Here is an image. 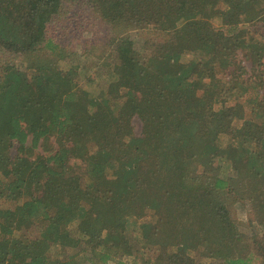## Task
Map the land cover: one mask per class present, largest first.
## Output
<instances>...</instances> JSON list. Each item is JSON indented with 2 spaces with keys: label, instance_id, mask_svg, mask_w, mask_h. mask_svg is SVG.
<instances>
[{
  "label": "trees",
  "instance_id": "16d2710c",
  "mask_svg": "<svg viewBox=\"0 0 264 264\" xmlns=\"http://www.w3.org/2000/svg\"><path fill=\"white\" fill-rule=\"evenodd\" d=\"M68 1L83 4L71 12L77 21L105 25L103 48L116 45L121 59L114 65L107 53V75L91 86L76 83L79 71L64 66L51 36ZM260 25L264 0H0V48L46 58L0 77V264L119 263L128 224L149 208L164 215L151 226L162 248L155 264L264 259V234L252 242L233 214L244 203L249 225L264 230V138L233 128L223 108L237 95L264 128ZM131 32L143 39L138 49ZM30 225L39 239L22 233ZM80 242L90 255L60 258Z\"/></svg>",
  "mask_w": 264,
  "mask_h": 264
},
{
  "label": "rangeland",
  "instance_id": "374dc122",
  "mask_svg": "<svg viewBox=\"0 0 264 264\" xmlns=\"http://www.w3.org/2000/svg\"><path fill=\"white\" fill-rule=\"evenodd\" d=\"M83 4L70 2L68 1L64 5V11L63 15H61L57 20L59 21L51 33V36L54 37L59 44L61 45V48L63 49L67 60L65 61L64 66L71 65L72 68L79 71V76L76 79V83L80 85L81 87H85V83L89 84L90 86L93 85L94 79L97 78V75L100 73L101 75H107L108 69L106 68V65L108 64L107 59V53L111 54V63L114 65H118L121 63V59L116 52V45L111 46L109 50H104L103 45L106 44L109 41V37L107 32L105 31V25L98 20L94 19L92 16H86L84 14L78 15L81 18L77 21L75 16L71 15L72 13H79L83 9ZM69 19L72 22L69 21ZM220 24V21L216 22V25ZM56 27L58 29L56 30ZM260 35L264 36V25H260ZM129 37L135 38V47L138 49L141 46L142 43V37L138 34L131 32L128 34ZM96 45V46H93ZM109 51V52H103ZM111 51V52H110ZM59 51L56 53H50V57L55 54L58 55ZM240 53V52H239ZM34 56V55H33ZM242 56V55H240ZM243 62L247 68L248 71L251 70L252 67V61L247 60L244 56ZM38 59L45 60L46 58L43 57H26L25 55H18V54H12L5 52L0 48V77L2 73L5 72V69L8 65L15 66L18 69L22 71L29 70L30 67L33 66L34 62ZM240 59H242L240 57ZM207 73L213 78L216 76L214 75V72L212 70H206ZM221 77V75H220ZM135 84V83H134ZM106 80H101L100 86L102 88L107 87ZM123 93L124 90L121 89L119 91V99H115V101L123 102ZM252 97V95L250 96ZM243 99H247V95L243 96ZM241 100H238L237 95L234 96V101L227 103L223 108L225 109L226 113L229 116L228 122L231 123L232 127L235 129L245 127L250 128V131L252 133L255 132V135L257 137L264 138V128L261 124L257 123L254 118L252 117L251 109L241 107ZM243 103V102H242ZM221 105L219 103H215V108L219 109ZM101 109L99 108L97 110V114H99ZM131 123L135 127L136 134L139 136L142 133V123L140 119L136 115H132L130 118ZM113 133V132H112ZM112 140L114 139L115 134H110ZM117 143V140H115ZM118 144V143H117ZM113 145H116L113 143ZM41 154H47L48 151H46L43 147L39 149ZM34 156L38 153V151L34 152ZM17 154V150L14 147L12 149V156L14 157ZM1 176V175H0ZM76 179L78 177H75ZM80 179L78 180L79 183ZM82 185L85 184V180L81 178ZM29 198L26 197L24 200H28ZM17 205V202H10V206L14 208ZM52 211H54L52 209ZM157 210H154L153 208L147 209L144 214L139 215L135 221L128 224L129 231L126 232V239L124 241L123 246H125L124 252L118 257L119 263L116 262V260L111 261V264H155L158 255L161 253V247L154 243L155 236V230L151 227L154 222L163 220L164 215L160 214L161 212H155ZM233 214L237 217L238 221H240L241 226L240 230L251 236V241H259V237L264 234V230L262 228L256 227L254 224L249 225V222L253 219L252 211L248 206H246L244 203H239L236 207L233 209ZM142 224L149 225V232L144 233ZM22 233L30 238V239H39L40 237V230L37 229L35 226H25L23 229H21ZM71 235L78 238V231L75 227L71 226ZM252 249V248H251ZM167 250L170 253L174 252V249L172 246H167ZM252 251L254 253H258V251L255 249ZM58 253H60V249H55L54 252L50 251L48 254L49 257L52 260H56L58 258ZM90 255L89 248L85 246L84 243L80 242L78 246L74 249H66L62 252L60 258L64 261H68L73 257V255ZM195 257L196 262L202 260V256L200 252H195L193 254ZM82 264H94L88 261L87 263ZM190 264V263H187ZM254 264H264V259L260 256L255 257Z\"/></svg>",
  "mask_w": 264,
  "mask_h": 264
}]
</instances>
